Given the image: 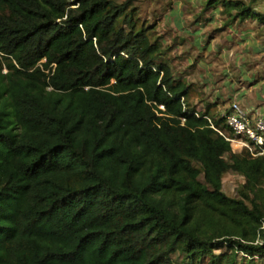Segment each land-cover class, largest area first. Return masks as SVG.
Returning a JSON list of instances; mask_svg holds the SVG:
<instances>
[{"label": "trees", "instance_id": "16d2710c", "mask_svg": "<svg viewBox=\"0 0 264 264\" xmlns=\"http://www.w3.org/2000/svg\"><path fill=\"white\" fill-rule=\"evenodd\" d=\"M159 38L131 0H0V264L264 259V156L210 127Z\"/></svg>", "mask_w": 264, "mask_h": 264}, {"label": "rangeland", "instance_id": "374dc122", "mask_svg": "<svg viewBox=\"0 0 264 264\" xmlns=\"http://www.w3.org/2000/svg\"><path fill=\"white\" fill-rule=\"evenodd\" d=\"M114 1L117 4L124 2V0ZM236 1L249 5L257 16L264 17V0ZM203 2L204 0H131V5L137 8L141 20L154 27L155 37H160L159 42L162 46L170 48L167 50L166 59L173 66L177 77L186 83H194L195 85L193 84L191 89L193 95L205 102L204 98L210 92V89L206 90L208 81L205 76L210 70H218L215 71L217 75H225L227 70L223 72L224 69L231 68L233 71L244 73L246 68L244 65L224 66L225 68L220 72L222 62L226 60V51L218 44H215L216 47H212L211 41L216 36V32H220L232 22L222 15L220 6L202 11ZM244 21L245 19L241 22ZM246 22L253 26L255 37L264 45V24L256 18H247ZM234 150L237 152L242 149L234 146ZM222 182L224 193L231 197H238V190L245 182V178L240 174L227 172L223 176ZM247 203L250 204L248 201ZM223 252L230 251L228 244L221 240L215 244V258H218L219 254ZM171 257L174 264H183L182 262H184L182 253L176 252ZM250 260L239 253V264ZM253 262L254 264H264V259L255 257ZM187 264H189L188 261ZM200 264H211V261L205 258Z\"/></svg>", "mask_w": 264, "mask_h": 264}, {"label": "crops", "instance_id": "0c3cea01", "mask_svg": "<svg viewBox=\"0 0 264 264\" xmlns=\"http://www.w3.org/2000/svg\"><path fill=\"white\" fill-rule=\"evenodd\" d=\"M241 21L243 20L237 19L220 32H216L211 46L216 47L215 44H218L226 51V60L222 62L220 72L224 66L235 65H244L246 71L243 73L227 68L223 71L227 70L225 75H217L215 71L218 70H210L205 76L208 81L206 90L210 89L204 98L205 102L192 96L195 110L208 111V118L228 135L232 134L227 126H224V121L219 119L228 112L232 102H238L251 116L264 115V45L255 37L253 26L247 24L246 19Z\"/></svg>", "mask_w": 264, "mask_h": 264}, {"label": "built area", "instance_id": "2783aa9c", "mask_svg": "<svg viewBox=\"0 0 264 264\" xmlns=\"http://www.w3.org/2000/svg\"><path fill=\"white\" fill-rule=\"evenodd\" d=\"M232 135L226 134L207 118L210 127L234 146L247 149L253 156H264V115L251 116L238 103L232 102L227 113L222 115Z\"/></svg>", "mask_w": 264, "mask_h": 264}]
</instances>
